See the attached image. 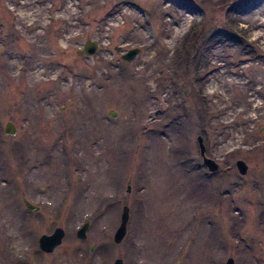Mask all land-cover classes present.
Here are the masks:
<instances>
[{"label": "rangeland", "instance_id": "374dc122", "mask_svg": "<svg viewBox=\"0 0 264 264\" xmlns=\"http://www.w3.org/2000/svg\"><path fill=\"white\" fill-rule=\"evenodd\" d=\"M0 18V264H264V0H0Z\"/></svg>", "mask_w": 264, "mask_h": 264}, {"label": "water", "instance_id": "95a60500", "mask_svg": "<svg viewBox=\"0 0 264 264\" xmlns=\"http://www.w3.org/2000/svg\"><path fill=\"white\" fill-rule=\"evenodd\" d=\"M99 49V43L93 40H87L83 49L79 51L80 54L84 55H94ZM118 51L122 50L121 47L116 48ZM142 49L140 47H133L123 53L122 58L127 61L134 60L139 54H141ZM111 116H117V113L111 111ZM5 133L7 135L15 136L17 133V127L13 121H8L5 125ZM198 142L201 149V154L204 157V163L209 167L210 170L215 171L219 168V165L215 160L207 158L205 156L206 145L204 143V138L202 135L198 136ZM237 167L241 174H246L248 171V164L246 161L239 159L237 162ZM130 188V187H129ZM25 205L29 210L38 211L40 209L39 206L34 205L27 199H24ZM130 219V207L124 206L122 215H121V223L114 234V241L116 243H121L125 238L128 230V222ZM90 226V221H87L82 227H80L77 231V235L79 238L85 239L87 237V230ZM65 235V230L62 227H57L52 234H43L39 239L40 248L48 253L53 252L56 247L62 244L63 238ZM94 248V247H93ZM113 264H124V260L122 258H117ZM226 264H235V260L233 257H230L227 260Z\"/></svg>", "mask_w": 264, "mask_h": 264}, {"label": "flooded vegetation", "instance_id": "af4514ba", "mask_svg": "<svg viewBox=\"0 0 264 264\" xmlns=\"http://www.w3.org/2000/svg\"><path fill=\"white\" fill-rule=\"evenodd\" d=\"M39 2V1H38ZM42 2V1H41ZM75 2H76V5L79 7V3H80V0H75ZM38 4H40V2L38 3ZM44 4V3H43ZM5 25V23L3 22V19L2 18H0V27L1 26H4ZM122 52H123V49L121 50ZM121 51H119V52H121ZM125 51V50H124ZM0 52H1V48H0ZM259 57L260 56H262V55H258Z\"/></svg>", "mask_w": 264, "mask_h": 264}]
</instances>
